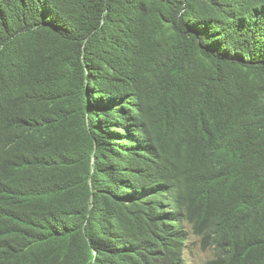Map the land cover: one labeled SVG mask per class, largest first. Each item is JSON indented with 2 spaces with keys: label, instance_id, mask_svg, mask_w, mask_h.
Listing matches in <instances>:
<instances>
[{
  "label": "trees",
  "instance_id": "16d2710c",
  "mask_svg": "<svg viewBox=\"0 0 264 264\" xmlns=\"http://www.w3.org/2000/svg\"><path fill=\"white\" fill-rule=\"evenodd\" d=\"M191 231L264 264V0H0V264H189Z\"/></svg>",
  "mask_w": 264,
  "mask_h": 264
},
{
  "label": "rangeland",
  "instance_id": "374dc122",
  "mask_svg": "<svg viewBox=\"0 0 264 264\" xmlns=\"http://www.w3.org/2000/svg\"><path fill=\"white\" fill-rule=\"evenodd\" d=\"M191 249L187 251V258L191 264H208L214 254V249L204 250L196 237L190 240Z\"/></svg>",
  "mask_w": 264,
  "mask_h": 264
},
{
  "label": "clouds",
  "instance_id": "9594fccd",
  "mask_svg": "<svg viewBox=\"0 0 264 264\" xmlns=\"http://www.w3.org/2000/svg\"><path fill=\"white\" fill-rule=\"evenodd\" d=\"M190 235L191 236L189 237L188 242H187V248L185 249V257H186V259H187V261H188L189 264H191V263H190L189 259L187 258V251L191 249V243H190L191 238H193V236L196 237L198 239L199 243H200V246H201V240H202L201 236L194 235L192 231H191ZM214 246H210L209 248H203L201 246V248L204 249V250H208V249H214ZM215 254L216 253H215V249H214V254H213L212 258L208 261V264H210V261L213 259V257L215 256Z\"/></svg>",
  "mask_w": 264,
  "mask_h": 264
},
{
  "label": "bare ground",
  "instance_id": "6f19581e",
  "mask_svg": "<svg viewBox=\"0 0 264 264\" xmlns=\"http://www.w3.org/2000/svg\"><path fill=\"white\" fill-rule=\"evenodd\" d=\"M138 110V109H137ZM160 196V195H159Z\"/></svg>",
  "mask_w": 264,
  "mask_h": 264
}]
</instances>
